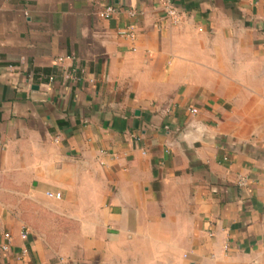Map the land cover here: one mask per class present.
<instances>
[{"label": "crops", "instance_id": "0c3cea01", "mask_svg": "<svg viewBox=\"0 0 264 264\" xmlns=\"http://www.w3.org/2000/svg\"><path fill=\"white\" fill-rule=\"evenodd\" d=\"M0 264H264V0H0Z\"/></svg>", "mask_w": 264, "mask_h": 264}, {"label": "built area", "instance_id": "2783aa9c", "mask_svg": "<svg viewBox=\"0 0 264 264\" xmlns=\"http://www.w3.org/2000/svg\"><path fill=\"white\" fill-rule=\"evenodd\" d=\"M166 12H167V16L172 19L174 22L178 21V17H179V13L177 8L173 7V6H168L166 7ZM115 12V10L112 7H108L107 9H105L104 11L100 12L99 15L100 17L103 18H108L110 17L113 13ZM53 196V195H50ZM56 198H60L61 195L60 194H56L55 195Z\"/></svg>", "mask_w": 264, "mask_h": 264}]
</instances>
